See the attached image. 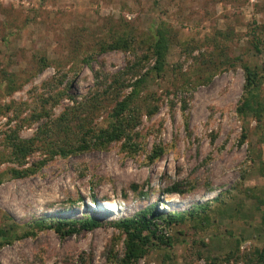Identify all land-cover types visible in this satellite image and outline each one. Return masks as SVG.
Returning a JSON list of instances; mask_svg holds the SVG:
<instances>
[{"label":"rangeland","instance_id":"obj_1","mask_svg":"<svg viewBox=\"0 0 264 264\" xmlns=\"http://www.w3.org/2000/svg\"><path fill=\"white\" fill-rule=\"evenodd\" d=\"M126 24L145 36L161 26L171 39L164 71H151L143 87L139 124L129 143L123 139L104 149L50 157L39 131L74 105L66 95L51 106L49 117L21 128L24 139L38 134L26 163L0 164V173H6L47 159L34 174H4L0 226L6 215L21 233L31 231L34 221L55 218L90 217L102 225L66 237L39 229L2 245L0 264H119L127 239L120 221L149 207L166 215L199 204L205 206L195 210L199 216L185 222L155 219L156 235L172 243L150 234V248L138 264H207L212 259L227 264L228 255L231 264H254V252L264 248V142L257 121L241 115L238 105L244 95L243 65L264 73V0H0V71L16 73L19 84L1 101L31 105L23 117L40 95L65 90L83 100L95 90L97 76L135 80L126 74L135 54L98 48L114 28ZM215 39L232 63L197 59L202 52L210 54ZM89 53L91 59L84 62ZM153 65L151 58L141 72ZM110 110L97 121L106 123ZM8 121L0 117V141L17 120ZM44 130L51 135L50 128ZM156 147L163 152L151 160ZM176 183L187 192L168 193Z\"/></svg>","mask_w":264,"mask_h":264},{"label":"trees","instance_id":"obj_2","mask_svg":"<svg viewBox=\"0 0 264 264\" xmlns=\"http://www.w3.org/2000/svg\"><path fill=\"white\" fill-rule=\"evenodd\" d=\"M121 25L116 27L105 40L99 41V50L107 51L114 49L130 50L135 54V61L127 68L126 74H131L135 78L133 81H127L124 77L106 76L100 79L97 76V84L89 96L81 101H76L75 98L65 90H59L54 95H40L36 97L35 106L31 108L29 115L22 117L25 109L31 105H22L15 100L3 103L1 98L4 94L14 92L19 84L17 83L16 73L11 70L2 69L0 71V117L5 115L9 117L8 123L16 119L14 125H7L3 132V139L0 141L3 149L0 148V164L4 161L17 162L20 165L26 163V158L35 150V141L38 137L36 134L30 139H24L20 136V130L25 124H30L34 121L43 120L50 116L51 106L59 103L64 96H70L74 100V105H68L65 111L61 114L58 122L50 123L45 128H40L39 132L43 133V142L48 147L47 152L50 157L60 155L67 157L71 154L80 153L91 148H107L109 144L115 141L126 139L127 143L133 138L134 127L139 124L138 115L141 108L138 100L144 85L148 81L151 71L156 74H161L165 69L167 50L170 46V36L166 30L159 26L155 32L147 35H138L133 27ZM213 42V49L208 56L203 52L202 57H197L198 60H203V63H216L219 60L222 64L226 62L232 63V57L227 55L226 48L221 45L218 39ZM219 45V46H215ZM146 46H148L146 48ZM224 48L225 52L216 51ZM151 58L155 59V65L142 73L145 68V63ZM91 59V53L83 58L84 62ZM47 59L44 58V61ZM245 84L244 95L238 105V112L247 117L252 116L257 121V129L259 138L264 142V73L258 66L244 64ZM131 87V90L122 97V92ZM65 94V95H64ZM111 106L107 122L97 121L99 116ZM12 112L13 116L9 113ZM105 118V117H104ZM52 133L48 136L50 130ZM38 132V133H39ZM42 137V138H43ZM56 138V139H55ZM246 138V134L243 135ZM133 146V144L131 145ZM163 148L156 147L153 155L150 157L154 160L162 154ZM47 159L36 161L31 167L15 168L11 167L6 173L12 177L21 178L34 174L46 162ZM0 173V184L3 181L4 174ZM168 193L185 194L187 191L182 189L180 183L169 186ZM197 208L204 209V204H199ZM188 212L176 213L168 212L164 215L155 207L143 209L133 217L125 218L118 223L119 228L126 233L127 239L125 242V254L119 264H138L139 260L147 254L150 248V234L158 238L161 243L171 245V239H165L164 236L156 235L155 219L162 218L168 224L176 222H185L188 217H198L197 210ZM150 215L153 217L151 218ZM31 231L21 233L20 225L15 219L6 215V223L0 226V247L5 243H11L21 237L37 234L38 230L51 228L54 229L62 237L74 235L84 230H93L102 225V221L95 218H55L52 220H37L33 222ZM155 227V229H153ZM252 257V255H251ZM238 259L237 256H235ZM254 264H264V248L257 249L253 255ZM217 259L207 260V264H223L216 263ZM227 264H231V256H226ZM253 262V261H250ZM178 264V263H167Z\"/></svg>","mask_w":264,"mask_h":264}]
</instances>
